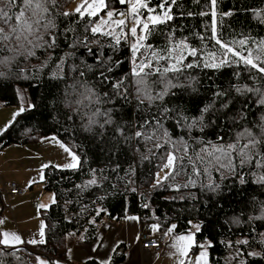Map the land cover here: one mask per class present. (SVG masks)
<instances>
[{"label":"trees","instance_id":"1","mask_svg":"<svg viewBox=\"0 0 264 264\" xmlns=\"http://www.w3.org/2000/svg\"><path fill=\"white\" fill-rule=\"evenodd\" d=\"M57 2L56 12L50 17L55 24L50 30L56 36L55 46L36 47L35 55L28 56L30 46L13 50L12 44L5 47L6 42H0V61H7L0 63V72L5 74L0 76V103L5 107L19 104V92L22 91L27 94L23 103L29 105L0 134V151L9 145L32 146L55 137L80 157V163L75 169L52 166L45 169L42 187L53 192L56 199L41 216L45 222V242L18 248L0 245V264H38L41 255L47 257L50 264L65 261L66 236H82L89 242L95 239L101 222L123 221L130 215L139 217L144 230L164 234L174 224L176 228L171 235L195 233L197 244L210 241L213 244L208 249L210 264H264V219L256 218L264 215V184L257 182V177L264 175V168L249 164L230 172L226 169L217 171L208 165L206 171L194 176L191 166L186 165V172L175 181H165L154 187V176L164 163L166 152L173 150L172 145L164 144L168 137L161 138L160 131H156V142L164 146L159 149L154 148L153 141L133 137L145 120L160 118L162 130L168 132L176 147L186 141L189 155L195 158L204 146L201 142L226 144L245 128L258 133L257 126L264 122V106L257 104L255 95L241 94L233 86L264 87V77L242 62L239 67L232 65L220 70L194 67L166 74L165 78L176 87L171 88L162 100L150 102L145 99L138 105L130 95L125 101L113 95L111 83L102 82V69L96 56L89 53L79 39L87 35L89 46L96 52L99 44L108 45L110 38L94 37L85 32L91 27L92 18L80 17L73 12H68L71 13L69 16L62 15L71 0ZM106 2L114 10H126V6L117 0ZM158 2L151 0L149 6ZM178 5L172 10L177 18L156 26L146 43L162 50L174 40L186 38V43L202 50L201 59L207 58L209 52L219 54L214 41L199 38L210 35L207 29L211 17L187 15L188 12H211L207 0H200L198 4L193 0H178ZM229 11L233 14L223 17L222 27L217 29L219 36L228 43L247 39V47L256 55V44L264 41V0H218V22L220 14ZM180 13H184L183 17ZM41 31L47 41L48 33ZM31 39L35 41L34 37ZM109 55L113 60L124 62L114 72L106 74L113 80L127 76L125 84L131 94L129 45L122 43L117 53L104 47L101 59ZM228 58L232 59L230 55ZM192 59L188 57L185 64ZM164 66V61L157 65ZM159 78V74H153L148 77V82L151 84ZM161 88V85L151 84L152 95ZM86 89L99 93L101 102L96 103L95 96L87 99ZM217 91L226 95L214 97L213 93ZM103 93H107L111 101H105ZM213 102L214 107L205 114L207 126L203 131L199 127L187 130L177 124L182 118L198 117L200 110ZM225 102L227 107H221ZM165 108L170 111L164 112ZM97 109L100 112L111 109V122L105 124L107 117L95 115ZM90 120H96V123L89 130ZM140 130L148 135L155 131V126ZM219 136L224 138L223 141L217 139ZM192 148L197 152H191ZM189 177L195 181L194 186L176 191L175 185H183ZM240 178L246 182L240 183ZM92 179L97 183L89 185L88 181ZM210 185L218 187L212 190ZM132 188L136 191L132 192ZM153 225H159V228L154 230ZM196 225L200 226L199 231ZM245 239L249 241L246 245L236 243ZM119 249L115 250L112 264L123 259L117 254ZM192 249V254L202 250L195 245ZM238 252L242 255L237 256ZM249 252L259 255L249 256Z\"/></svg>","mask_w":264,"mask_h":264},{"label":"snow or ice","instance_id":"2","mask_svg":"<svg viewBox=\"0 0 264 264\" xmlns=\"http://www.w3.org/2000/svg\"><path fill=\"white\" fill-rule=\"evenodd\" d=\"M194 3H199L200 0H193ZM3 4L0 7V42H6L7 44H12L13 50H19L25 48L26 45L30 46L27 48V55L34 56L36 47L51 48L56 44V36L51 34L50 30L55 28L52 17L58 6L57 0H0ZM117 3L126 6V11H118L110 9L106 0H82L79 4L75 13L80 17L87 16L89 18H94L92 26L86 28V33H91L95 36H104L110 38V43L108 45L99 44L96 52L89 46L87 35L80 39V43L87 48L88 52L96 56L97 64L101 67L100 78L104 83H111L113 89V95L128 101L129 96L132 95L133 98L137 100V104H143L145 99L150 102L156 100H162L165 95L169 94L171 88L176 87L172 84L170 79H166L167 73L172 72H182L185 69H191L194 67L203 69L220 70L223 67H231L232 65L240 66L241 62L256 70L262 77H264V41L256 44L255 53L253 55V50H248L247 45L249 41L247 39H241L238 42L232 41L231 43L225 42L218 34V27H222V20L224 16H231L233 13L231 11L220 14L218 22L217 14V3L218 0H207L208 7L211 12L201 11L199 13L188 12V16L199 15V16H210V24L208 31L210 35L204 37L201 35L199 38L201 40L208 39L214 41V44L218 46L219 55L217 52L207 53V59H201V49L190 46L186 43V38L181 40H174L170 45L166 46L162 50H157L151 44L146 43L148 37L151 35L152 31L156 26L161 24H167L168 22L176 19L177 17L173 14V7H178V0H159V2L153 6H149L151 0H117ZM130 5V7H128ZM14 9V10H13ZM143 10V11H142ZM159 10V11H158ZM104 12L101 16L100 13ZM64 16H69L71 13L64 12ZM184 13H180L183 17ZM264 22V19H262ZM48 33V40H44V34L41 30ZM35 38V41L31 39ZM171 39V37H169ZM122 43H127L129 45V52L131 54L130 63L132 64L130 75L132 77L131 81V94L129 93V86L125 84L127 76L121 77L119 80L111 79L106 73L114 72L115 68H118L124 61L123 60H113V57L109 55L105 59H101L102 51L104 47H110L113 53L119 51V46ZM239 43L241 48H244L247 52L245 55L243 52L238 51L234 45ZM255 43V42H254ZM75 46V45H73ZM229 55L232 57L230 60ZM188 57L193 59L187 64L184 63ZM160 61L165 62L164 67H157ZM7 61H0V63H5ZM59 68V65H57ZM83 75V72L80 73ZM153 74H159L160 78L153 80L151 84L161 85L162 88L155 96L151 93V84L148 82V77ZM5 74L0 72V76ZM235 75H239L236 73ZM254 78V77H253ZM191 86V85H189ZM237 92L241 94L251 93L257 97V104L264 106V87L253 85L252 87L239 88L235 85ZM195 90V89H193ZM89 94L86 98L91 100L92 96L96 97L95 102H101V96L99 93L93 92L92 89H86ZM174 94V93H173ZM215 96H225L226 93L222 91H217L213 93ZM105 101H111L107 93H103ZM114 102V101H112ZM214 107L213 104L205 105L200 110V115L198 117L192 118H182L177 121V124H182L187 130L199 127L200 131H203L207 126L204 123L205 114L208 113ZM221 107H227V102L223 103ZM27 109L21 107L15 115H20ZM170 111L165 108L164 112ZM110 112L111 109L100 112L97 109L95 115L107 117L104 123H110ZM264 121V118H262ZM96 120H90L89 130L92 124H95ZM163 120L154 117L153 120H145L144 124L138 126V130L133 133L134 138H143L145 140L153 141L154 148L159 149L164 146V144H171V151H167L164 155V163L161 164L160 170L164 171V176L161 177L159 172L155 174V184L154 187H159L165 181H175L176 178L186 172V165L191 166V171L194 176H199L202 172L206 171L207 166H213L217 171L228 170L230 172H235L237 168H243L245 165L251 164L254 167L264 168V122L259 124V132L255 133L252 129L245 128L239 132L231 142L222 145H210L206 142H201L204 144L203 147L199 149V153L195 156L189 155V146L186 141L180 142V147L177 148L176 144L173 143L171 137L168 136L166 130H162ZM155 126V131L151 134L146 135L144 129L148 126ZM103 127V125H101ZM5 128L2 131H6ZM0 131V134H2ZM122 131V130H121ZM156 131H160L163 137H168L164 140V144L156 142ZM51 139L55 140V137ZM128 139V138H126ZM218 140L223 141V137H217ZM243 141V143H241ZM195 143V141H193ZM60 147L68 152L71 156V162L63 167L75 169L80 163V157L66 147L63 143ZM209 148L211 150L209 151ZM151 151V150H149ZM184 153L180 155L179 153ZM191 152L196 153L195 148L191 149ZM202 153V154H200ZM146 158V157H145ZM203 165L204 167H200ZM43 167H48L44 165ZM43 178V177H41ZM243 178H240V183H245ZM257 182L264 184V175L257 177ZM95 179L89 180L88 184H96ZM131 183V181H128ZM195 181L189 177L187 182L183 185L176 184L175 190L179 191L181 187L187 188L190 185L194 186ZM212 190H215L217 185L209 186ZM132 192L136 189L132 188ZM53 203L55 200L53 199ZM41 208L47 207L46 205H40ZM144 207H148L144 205ZM257 219H264V215L256 217ZM129 219H138L137 217H129ZM3 221L0 220V224ZM94 223V221H93ZM197 231L200 230V226H195ZM44 225H41V231L39 233L40 237L44 236L43 231ZM159 225H153V229L157 230ZM176 225H171L168 232L174 230ZM2 239H0V245L4 246H14L15 244L24 243L21 237L16 233L3 232ZM83 239V238H82ZM43 239L40 240H30L27 243L37 244L44 243ZM238 244H248V240L237 241ZM264 243V241H262ZM195 245L202 249L196 257V264H209V252L208 249L213 247V244L208 241L205 243L197 244L195 241V233H189L188 235H178L176 237V243L172 245L177 252L181 254L182 257L187 258L190 248ZM70 251V250H69ZM242 255L237 253V256ZM249 256L259 255L255 252H249ZM40 264H46L45 261L41 260ZM179 264H186V259H181Z\"/></svg>","mask_w":264,"mask_h":264},{"label":"crops","instance_id":"3","mask_svg":"<svg viewBox=\"0 0 264 264\" xmlns=\"http://www.w3.org/2000/svg\"><path fill=\"white\" fill-rule=\"evenodd\" d=\"M16 116V115H15ZM12 116L0 120L11 121ZM48 137L41 142L26 147L20 145H9L1 148L0 151V234L7 231L18 234L24 243L15 244V247L32 246L36 244L27 241L40 240L41 225L45 222L42 213L53 204L55 196L53 192L42 187L44 165L59 169H72L63 167L71 162L67 161L71 156L65 152L56 139ZM43 177V178H41ZM13 182L24 193L16 197L8 196L6 193L7 184ZM40 205L47 207L41 208ZM137 217L130 215L121 221H103L99 225L97 235L94 240L86 242L82 236H66V260L55 261L54 264H112V259L117 247L118 256H122V261L115 264H179L180 260L186 259V264H196V257L199 254H192V248L188 252L187 258L181 256L172 245L176 243L178 235H171L169 232L166 242L162 243V248L158 252L142 250L140 247V235L145 232L150 237L158 236L162 233L142 229L140 219H129ZM43 228V231H44ZM183 233L179 235H188ZM2 239V235H0ZM41 244V243H37ZM43 244V243H42ZM70 250V251H69ZM43 260L50 264L48 258L43 255L38 256L37 262ZM210 264V263H209Z\"/></svg>","mask_w":264,"mask_h":264},{"label":"rangeland","instance_id":"4","mask_svg":"<svg viewBox=\"0 0 264 264\" xmlns=\"http://www.w3.org/2000/svg\"><path fill=\"white\" fill-rule=\"evenodd\" d=\"M82 3V0H71V2H70V4L67 6V8L65 9V12H73L74 14H76L75 13V9H76V7L79 5V4H81ZM128 7H130V5L128 6ZM110 8V7H109ZM110 9H113V8H110ZM114 10V9H113ZM118 11H126V10H118ZM100 15L101 16H103L104 15V12H101L100 13ZM93 20H94V18H92ZM91 26H92V24H91ZM248 46V45H247ZM238 51H241V52H243L245 55H247V52L245 51V49L244 48H241V46L238 44V45H235L234 46ZM248 48V47H247ZM248 50H250L249 48H248ZM219 55V54H218ZM203 59H207V58H203ZM186 62V60L184 61V63ZM19 94H20V97H19V104H17V105H14V106H12V107H10V106H8V107H5L4 105H2L1 103H0V120H2V119H6V118H8V116H12V118H11V121L9 120V121H7V122H3V123H1L0 124V131H2V130H4L5 128H6V126L10 123V122H12L13 121V119H14V117H15V114L19 111V109L21 108V107H24L25 109H26V107H29V105L28 104H24L23 103V101H25V99H26V97H27V94H23L22 93V91H20L19 92ZM24 95V96H23ZM28 100V99H27ZM69 160H71L70 158H68V160L67 161H69ZM157 172H159V174H160V176L161 177H163L164 176V171H161V170H159V171H157ZM156 172V173H157ZM154 184H155V176H154ZM153 184V185H154ZM39 264V263H38Z\"/></svg>","mask_w":264,"mask_h":264},{"label":"built area","instance_id":"5","mask_svg":"<svg viewBox=\"0 0 264 264\" xmlns=\"http://www.w3.org/2000/svg\"><path fill=\"white\" fill-rule=\"evenodd\" d=\"M24 189L20 188L17 184L10 182L7 184L6 193L8 196L16 197L23 194ZM167 235L160 234L158 236L150 237L147 233L143 232L140 235V247L142 250H148L150 252H158L162 248V243L166 242Z\"/></svg>","mask_w":264,"mask_h":264}]
</instances>
